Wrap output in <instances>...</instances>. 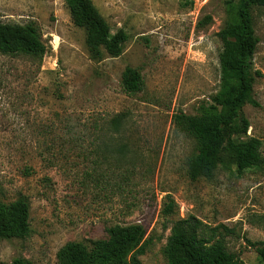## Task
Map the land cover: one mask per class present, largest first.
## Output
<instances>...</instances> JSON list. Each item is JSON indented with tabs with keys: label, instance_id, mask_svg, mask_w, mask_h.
<instances>
[{
	"label": "rangeland",
	"instance_id": "1",
	"mask_svg": "<svg viewBox=\"0 0 264 264\" xmlns=\"http://www.w3.org/2000/svg\"><path fill=\"white\" fill-rule=\"evenodd\" d=\"M93 3L112 34L126 36L119 58L91 59L65 0H0V23L36 22L47 46L42 60L0 53V201L25 196L30 226L27 238L0 241V264H59L66 245L92 251L117 225L146 229L141 264H168L171 229L191 216L204 238L223 235L244 264H264L253 246L264 245V166L239 178L225 164L193 181L197 143L174 124L175 115H199L219 91L230 0ZM252 12L259 106L244 107L251 127L241 141L261 140L264 156V9ZM127 67L145 82L136 96L122 88Z\"/></svg>",
	"mask_w": 264,
	"mask_h": 264
},
{
	"label": "trees",
	"instance_id": "2",
	"mask_svg": "<svg viewBox=\"0 0 264 264\" xmlns=\"http://www.w3.org/2000/svg\"><path fill=\"white\" fill-rule=\"evenodd\" d=\"M72 21L86 31V46L92 60L100 62L106 56L119 58L126 46L124 34L113 35L111 27L93 0H65ZM230 21L220 31L223 50L219 54L220 86L209 105H202L199 115H175V127L187 132L197 143V153L189 166V177L212 179L217 168L229 164L236 167L237 176L264 166L262 141L250 137L241 141L251 127L243 114L246 105L259 106L254 98L255 78L252 59L259 40L256 36L253 8H263L264 0H230ZM210 17L206 18V22ZM238 46V51L232 48ZM47 46L36 22L25 25L0 23V53L9 56L27 55L42 60ZM122 88L130 96L144 91L145 82L139 70L127 67L122 75ZM122 114L112 122H118ZM174 203L164 213L171 214ZM29 202L20 196L12 203L0 201V241L25 239L30 235ZM205 225L196 217L177 221L168 239L164 255L168 264H244L240 256L230 252L219 237H203ZM207 227V226H206ZM226 229V228H225ZM104 241L95 243L89 251L80 243H69L58 254L59 264H141L145 253L146 229L140 225L114 226ZM264 263V245H253ZM13 264H31L15 259Z\"/></svg>",
	"mask_w": 264,
	"mask_h": 264
}]
</instances>
